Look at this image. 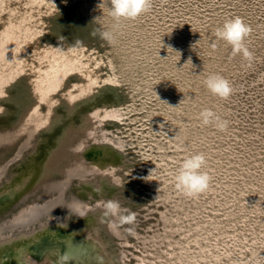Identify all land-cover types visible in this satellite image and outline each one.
<instances>
[{
    "label": "rangeland",
    "instance_id": "374dc122",
    "mask_svg": "<svg viewBox=\"0 0 264 264\" xmlns=\"http://www.w3.org/2000/svg\"><path fill=\"white\" fill-rule=\"evenodd\" d=\"M237 16L252 29L245 41L251 62L216 36ZM104 31L111 42L101 38ZM211 74L229 80L228 99L207 89ZM205 108L228 121L226 131L202 124ZM45 118L53 119L48 127ZM59 121L52 136H39L42 156L20 158L40 127ZM61 137L76 150L57 168L85 167L83 159L106 163L118 180L83 173L66 182L63 198L90 206L118 201L122 214H136L135 223L116 236L108 225L118 218L105 210L80 217L59 207L27 227L0 228V235L85 227L90 244L93 237L104 243L102 261L86 256L87 264H264V0H152L149 11L119 21L111 0H0V195L30 174L20 189L28 185L29 192L0 198V225L56 194L38 184L64 180L44 165ZM99 146L104 155L95 157L90 151ZM197 153L211 181L188 197L175 175ZM34 263L44 264V254Z\"/></svg>",
    "mask_w": 264,
    "mask_h": 264
},
{
    "label": "bare ground",
    "instance_id": "6f19581e",
    "mask_svg": "<svg viewBox=\"0 0 264 264\" xmlns=\"http://www.w3.org/2000/svg\"><path fill=\"white\" fill-rule=\"evenodd\" d=\"M70 103V102H69ZM73 107V105H71ZM98 109V108H97ZM32 111V109H29V112ZM107 117H112V115L109 113L106 114ZM20 118L23 119L24 115H20ZM58 118H56L57 120ZM27 121L26 119H24ZM55 120V121H56ZM53 123V119L51 118H45V122H42V126L48 127ZM21 124H19L20 127ZM39 126V124H37ZM25 128V127H24ZM22 131V130H20ZM28 138L33 134V131L30 129L28 131V128L26 129ZM19 132V128L14 131ZM7 139H11V136H9L7 133L5 134ZM68 138L61 137L57 140V149L55 151H52L47 160L44 164L45 167L48 166V169H52V166L55 167V171H60L61 174L63 173L64 180L57 184H48V182H52L54 180H49L44 183H39L38 186H43V189H45V193L52 192L55 190V193L53 196L49 197L48 199H43V201H33V203H25L27 206L26 208H23L19 211V213L14 215V218L7 221L6 223L1 224L0 228H7V227H27L29 225V222L34 221L39 214L46 213L48 210H53L56 208H62L60 210L68 211L71 214L79 215L80 217H85L86 214L89 212L97 213L99 211H104V204L101 203L98 199L94 206H90L89 204H84L83 202L79 201L77 202L74 198L70 201L66 200V198H63V189L66 187V182H69V179L71 177H76L78 180L84 179L82 178V174H88L90 177L93 178H103V176L107 177L108 182L110 184H117L118 180L115 176L111 175V171L109 170V164L102 163L101 166L105 167L106 169H103L100 165H98L95 161L88 163L85 159H83L85 167H82V164H76L75 168H68L65 169H59L56 167L57 160L59 158H65L68 157L73 151H70V148L67 144ZM109 142H112L110 139H105ZM84 140L78 141V146H81V142ZM26 145H23L22 147H25ZM117 147H120V145H117ZM91 150V149H90ZM104 149L102 147H93L90 152L94 154L95 157H102L104 155ZM18 154V152H17ZM16 154V155H17ZM107 154V153H105ZM111 169V168H110ZM33 170H31L30 173H32ZM30 174H27L23 179L20 181V183L13 186L12 190L9 191H3L0 195L1 199L7 200L9 198V201L16 196H21L24 194H20L21 191H28L29 186L26 185L23 190H20L22 186H24L25 181L28 179ZM43 176L39 177L38 180L40 182V179H42ZM85 182V181H84ZM96 187L100 188L101 185H95ZM29 192V191H28ZM26 194V193H25ZM44 194V193H43ZM47 195V194H46ZM29 196V195H27ZM31 196V195H30ZM38 196V195H37ZM50 196V195H48ZM47 196V197H48ZM34 197V195H33ZM27 199V197H26ZM33 200V198H32ZM21 206V205H20ZM105 212V211H104ZM63 217H60L56 219L57 221H60ZM38 219V217H37ZM110 225V224H109ZM108 225V228L110 229ZM42 226V224H41ZM43 229V230H42ZM41 229V232H35L30 231V233L22 232L17 235H0V264H36L34 263V258H39L42 254L45 256V263L44 264H56L53 261H49V256L56 257V262L62 261L63 263L60 264H87L85 257H97L99 260H101L104 257V243H102L98 237H93L94 242L89 243V240L87 238L90 237V233L86 230L85 227H83L82 231L78 230L77 226H72L70 228L68 227H62V228H52L44 227ZM21 232V231H20ZM29 232V231H28ZM114 235L118 236L117 232L112 230ZM89 244L94 248L93 252H90L87 248ZM106 256V255H105ZM102 261V260H101Z\"/></svg>",
    "mask_w": 264,
    "mask_h": 264
},
{
    "label": "clouds",
    "instance_id": "9594fccd",
    "mask_svg": "<svg viewBox=\"0 0 264 264\" xmlns=\"http://www.w3.org/2000/svg\"><path fill=\"white\" fill-rule=\"evenodd\" d=\"M151 6L152 0H111V16L117 21L121 18L135 19L142 13L149 11ZM251 31V27L245 23L243 18L237 16L226 20L222 26L218 27L216 36L231 46L233 56L242 54L245 60L251 62L254 54L245 43ZM100 35L102 39L109 42L113 39L112 33L108 31H104ZM205 84L213 95L221 99H228L233 92L229 80L219 74L209 75ZM199 116L203 125H214L221 132L228 128V121L222 119L211 109H203ZM205 164L206 158L203 153L186 157L175 175V187L188 197H195L206 192L211 177L206 171H202ZM104 208L106 215L118 218V222L109 225L110 229L114 231L123 225H132L136 221V214L130 210H127V214H122L121 205L118 201L109 200L104 204Z\"/></svg>",
    "mask_w": 264,
    "mask_h": 264
},
{
    "label": "water",
    "instance_id": "95a60500",
    "mask_svg": "<svg viewBox=\"0 0 264 264\" xmlns=\"http://www.w3.org/2000/svg\"><path fill=\"white\" fill-rule=\"evenodd\" d=\"M65 111V110H64ZM75 113V112H74ZM74 113H72V114H69V113H66L65 112V115L66 116H70V115H73ZM60 123V121L59 122H57L53 127H52V129L51 130H48V129H44L43 127H40L39 128V130L38 131H36V136H37V140L32 144V149L34 148V152H32V149H31V151H30V153H27V152H24V154H23V156H21L20 158L21 159H25V158H31V159H35V158H37V157H39V156H42L43 155V152H44V150H39L38 149V146H37V144H38V141H39V136H40V134H44V133H48L49 135H48V137H50V136H52V134H54L53 132L55 131V129H56V127L58 126V124ZM47 137V138H48ZM51 139L49 138V141H50ZM29 144H30V142H29ZM29 147H31V144H30V146H28V148ZM18 148H16V150H17ZM26 149V148H25ZM15 162V161H14Z\"/></svg>",
    "mask_w": 264,
    "mask_h": 264
}]
</instances>
